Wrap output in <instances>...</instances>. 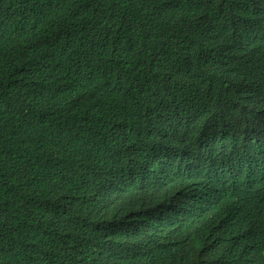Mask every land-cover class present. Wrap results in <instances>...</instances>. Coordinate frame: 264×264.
<instances>
[{
    "label": "trees",
    "instance_id": "16d2710c",
    "mask_svg": "<svg viewBox=\"0 0 264 264\" xmlns=\"http://www.w3.org/2000/svg\"><path fill=\"white\" fill-rule=\"evenodd\" d=\"M263 153L264 0H0V264H169L153 241L211 196L173 166Z\"/></svg>",
    "mask_w": 264,
    "mask_h": 264
},
{
    "label": "clouds",
    "instance_id": "9594fccd",
    "mask_svg": "<svg viewBox=\"0 0 264 264\" xmlns=\"http://www.w3.org/2000/svg\"><path fill=\"white\" fill-rule=\"evenodd\" d=\"M206 161L205 155L189 165L177 163L173 166L191 181L207 186L211 196L200 208L193 206L190 214L180 217L171 230L157 236L148 257L169 264H185L201 256L198 253L202 245L217 248L220 242H233L244 235L234 262L264 264V235L246 222L251 204L264 199V153L258 166L242 180L237 179L231 161L218 160L217 167L209 171ZM108 176L112 182H118L121 172L118 169L110 171ZM127 177L131 178L129 174Z\"/></svg>",
    "mask_w": 264,
    "mask_h": 264
}]
</instances>
